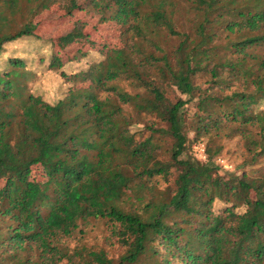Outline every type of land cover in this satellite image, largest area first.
Masks as SVG:
<instances>
[{
  "label": "trees",
  "instance_id": "1",
  "mask_svg": "<svg viewBox=\"0 0 264 264\" xmlns=\"http://www.w3.org/2000/svg\"><path fill=\"white\" fill-rule=\"evenodd\" d=\"M29 1L32 17L0 37V54L44 40L36 19L61 0ZM86 1L87 13L126 27L125 44L86 71L60 72L64 95L32 93L20 59L0 70V264H264V0H180L183 28L170 0ZM49 45L48 68L60 70ZM198 77L210 78L207 88ZM219 137L238 138L242 166L259 168L220 178V149L208 148ZM200 144L205 159L188 155ZM36 167L43 180L31 176ZM173 172L159 190L154 180ZM94 223L115 258L69 246Z\"/></svg>",
  "mask_w": 264,
  "mask_h": 264
},
{
  "label": "rangeland",
  "instance_id": "2",
  "mask_svg": "<svg viewBox=\"0 0 264 264\" xmlns=\"http://www.w3.org/2000/svg\"><path fill=\"white\" fill-rule=\"evenodd\" d=\"M86 0H61L57 5L48 11H44L36 19L37 34L44 40H37L32 37H25L22 40L8 43L4 46V51L0 54V70L4 71L6 62L9 59L17 58L23 62L25 79L24 83L28 89L35 95L41 96L47 101H56L60 96L64 95L70 84L61 76L63 72L66 76L86 71L91 65L97 64L104 60V55L112 49L123 47L125 44L124 32L126 27L112 23L103 22L96 12L87 13L85 9ZM172 9L176 12L175 19L178 28H183L188 17V11L185 10L182 1L170 0ZM35 2L29 0H18L14 7H11L3 0L0 1V37L2 35L13 34L26 24L32 17L35 10ZM77 31L79 36L69 40L60 39L61 36L70 32ZM47 40V41H46ZM171 41H168V45ZM56 54L65 63L60 70H49L48 65L51 55V46ZM174 43V41H173ZM168 47V46H167ZM264 53V50H263ZM76 54L77 58H73ZM209 77H198L196 83L203 89L208 87ZM88 82L75 83L74 87H87ZM127 91L131 92V87L127 83H120ZM189 123L196 108L194 103L185 106ZM143 121V120H142ZM189 139L193 138V132L186 129ZM148 132L144 131L137 138H145ZM207 148V140L201 141ZM202 145V144H200ZM198 146V145H197ZM195 145L188 150V155L198 159V151ZM210 152L220 149L219 153L213 158L216 160L219 169V177L227 180V174L234 173L241 175L243 171L250 172L254 167L242 166L247 158V153L238 138L227 139L225 137L214 138L208 142ZM220 160V161H218ZM260 164H264V161ZM32 177L37 180H43L41 170L34 168L31 173ZM176 176V172L172 173L168 183H164L160 178L154 181L158 183L159 190L166 187H172ZM217 209H221L222 205L217 204ZM105 227L102 223L90 224L87 228V234L81 240H70L69 246L73 247L77 244L85 245L93 250L104 249L109 257L118 256L119 252L114 246L107 247L103 241L105 236Z\"/></svg>",
  "mask_w": 264,
  "mask_h": 264
},
{
  "label": "built area",
  "instance_id": "3",
  "mask_svg": "<svg viewBox=\"0 0 264 264\" xmlns=\"http://www.w3.org/2000/svg\"><path fill=\"white\" fill-rule=\"evenodd\" d=\"M196 151H198V158L205 159L204 147L203 145H198L194 147ZM220 161V160H218Z\"/></svg>",
  "mask_w": 264,
  "mask_h": 264
}]
</instances>
